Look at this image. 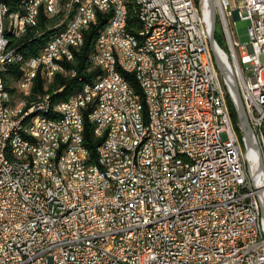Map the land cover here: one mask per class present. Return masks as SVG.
<instances>
[{
	"label": "built area",
	"instance_id": "2783aa9c",
	"mask_svg": "<svg viewBox=\"0 0 264 264\" xmlns=\"http://www.w3.org/2000/svg\"><path fill=\"white\" fill-rule=\"evenodd\" d=\"M25 1L27 26L34 6L43 11L50 5L54 11L60 0ZM169 4H176L177 16L169 15ZM214 4L227 50L216 40L217 47L235 74L264 164V64L259 60L264 0ZM138 5L149 22L141 45L142 38L151 37L169 51L160 71L168 129L153 121L147 58L125 41V31L134 27L125 25L123 0H70L65 17L54 15V24L66 23L65 34L33 55L32 68L18 66L19 82L26 90L29 76L50 77L51 65H58L59 75L76 77L77 70L66 63L80 50L75 40L84 41V30L96 23L98 12L110 13L96 37L97 62L91 63L100 74L61 106L59 120L34 126L37 135L25 132V139L17 140L16 153L45 161L46 170L9 168L0 157V264H264V174L252 180L247 169H255L258 153L245 157L238 121H232L234 97L208 44L207 0H140ZM152 14H159V21H152ZM229 17L248 21V43L233 38ZM6 23L0 12V75L16 47L3 38ZM62 40H71V47L63 48ZM103 66H110V77H103ZM123 72L134 74L136 96H128L119 82ZM11 92L18 107L21 94ZM135 97H143L144 123L135 121ZM9 111L0 109V147L6 130L22 129L26 119L9 120ZM120 112L129 114L134 146H119ZM76 116L87 119L102 138L95 162L83 158L74 140ZM164 130L180 132L182 147L195 150L197 164L178 157L169 164L175 155ZM138 137H146L145 152H137ZM74 163H82V170H74ZM125 163H132V170H125Z\"/></svg>",
	"mask_w": 264,
	"mask_h": 264
},
{
	"label": "bare ground",
	"instance_id": "6f19581e",
	"mask_svg": "<svg viewBox=\"0 0 264 264\" xmlns=\"http://www.w3.org/2000/svg\"><path fill=\"white\" fill-rule=\"evenodd\" d=\"M139 1L140 0H132L137 17L136 21L138 23V27L135 30L136 34L131 31H125V41L130 44L136 52H140L143 57L147 58L145 82L150 89L153 121L156 122V128L168 129V117H163L164 81L162 75H160V71L163 69L164 59H169V51H164L161 42H153L151 37L142 38L141 45V35H149V22L147 16H142V8L138 5ZM123 6L125 11V25L130 27L128 23V5L125 0H123ZM69 7L70 0H60L54 6V11L50 5H43V12L48 17H54V15H56V18H63L66 15V9ZM40 11H42L41 6H34L32 10V20L25 26L28 17L26 1L20 10L17 11H10L6 4L0 3L1 19L8 20V23L3 26L4 40L7 42H15L16 39L22 37L26 33L28 27L37 25L39 13L41 14ZM169 15L177 16L176 4H169ZM152 21H159V14H152ZM49 28L52 31L48 33L46 40L40 45L38 52L53 47L55 41L61 39L66 32V23L54 24L53 27ZM82 44L83 40H75V48H81ZM62 47L70 48L71 40H62ZM98 47L99 39L96 38L95 48L89 56L90 63L97 62ZM10 56L11 58L7 62V67L9 65H14L13 68L16 66L32 68V60L30 59L33 55L25 56L21 51V47H12L10 49ZM222 57L227 67H229L225 57L223 55ZM57 74L59 75L58 65H51L50 77L49 74H42V82H45L42 83L44 91L36 92L34 95L31 94L33 92H31V86L35 78L39 75L29 76V80L26 82V90L25 83L19 82V76H17V78L14 77L16 79H12L14 83L12 86L16 89V94H21L18 97V107H16L15 94L10 91L12 87L9 85L10 88L8 89L6 85L7 82L5 83L6 80L4 81L5 77L0 75V109L11 110L9 111V120H18L26 117L22 122V129H7L1 138L0 157L1 160L7 164V167L15 169L29 168L34 170H46L45 161H37L32 158V156H25V153H16L17 140L25 139V132H30V135H37V128H32L34 126H39L47 120H59L58 111H60L61 106L70 104V101L77 99L85 88L90 87L92 84V81L83 83L80 88L76 89L68 97L59 99L54 97L57 90L53 92L47 91L48 85L52 83ZM60 76L69 78V74H61ZM103 77H110V66H103ZM119 82L127 87L128 96H136V90L132 86V83L123 74H119ZM45 98L48 99L45 106H42ZM134 107L136 108L135 121L137 123H144L145 105H143V97L134 98ZM74 124V140L78 142V147H81L83 158H88V162H91L90 150L84 144L83 140V116L74 117ZM119 129L122 133L119 138V146H134L135 132L133 124L129 119L128 112H120ZM164 137L170 149H173V154L175 155L169 156V164H176V157L186 158L189 164H197V154L195 150H186L182 147L180 132L164 130ZM145 144L146 137H138L137 152H145ZM74 170H82V163H74ZM125 170H132V163H125Z\"/></svg>",
	"mask_w": 264,
	"mask_h": 264
},
{
	"label": "trees",
	"instance_id": "16d2710c",
	"mask_svg": "<svg viewBox=\"0 0 264 264\" xmlns=\"http://www.w3.org/2000/svg\"><path fill=\"white\" fill-rule=\"evenodd\" d=\"M125 1L127 2L128 5V23L130 27H134V32H135L136 28L138 27V23L136 21L137 17L134 11L133 3L132 0H125ZM0 3L6 4V6L9 8L10 11H17L20 10L22 5L25 3V0H0ZM40 12L41 14L39 13L38 23L37 25H35L36 28L35 26L28 27L26 33L22 37L16 39L15 42L13 43V46L21 47V51L25 56L37 54L40 45L44 43L48 33L52 31L49 27L52 26L56 21V18L48 17L47 15L44 14L43 11ZM109 15L110 13L98 12L96 23L91 24L87 29L84 30V41L80 50L74 53L73 61L66 63L67 67L75 68L77 70L78 75L72 78H65L57 74L54 77L55 79L52 81V83L48 85L47 88V91L50 92L57 90L56 94H54V97L59 99L66 98L76 89L80 88L83 83L91 82L100 74L99 68L92 67L89 56L95 48V42L98 32L105 23V21L107 20ZM13 67L14 65L12 66L9 65L3 75V77H5L4 81L6 80L5 83L7 82L6 85L8 86V89L12 87L10 91H14V87L12 86L14 84L13 80H15L17 76L20 75V71L18 67L17 66L15 68ZM123 75L128 80H130L134 89L137 92H140L139 87L135 81L134 74L123 72ZM38 77L39 76L35 78V81L31 86V92L33 91L31 93L32 95H34L36 92L44 91L42 80L40 79V77L39 78ZM230 111H231L232 121L236 122L237 120L236 114L231 104H230ZM83 140H84V144L90 150V159H91L90 161L91 162L96 161L95 150L98 144L102 141V138H99L94 135L93 126L87 119H85L84 121Z\"/></svg>",
	"mask_w": 264,
	"mask_h": 264
},
{
	"label": "water",
	"instance_id": "95a60500",
	"mask_svg": "<svg viewBox=\"0 0 264 264\" xmlns=\"http://www.w3.org/2000/svg\"><path fill=\"white\" fill-rule=\"evenodd\" d=\"M207 5H208L207 39H208L209 48L216 68L218 69L219 73L228 84L230 91L234 97V102L232 106L238 121V129L243 144L245 157L247 159L250 158L252 154V150L257 151L258 153V164L255 166V169L252 170L249 166L247 168L250 174V178L254 180L255 177L260 172H263L264 174V164H263L262 155L260 153L258 144L256 143V141L252 136L251 126L240 95L235 74L233 70L230 67H227V65L225 64L224 59L217 47V42L215 39L216 12H215L214 0H207ZM260 212H261V217L264 221V196L260 201Z\"/></svg>",
	"mask_w": 264,
	"mask_h": 264
},
{
	"label": "rangeland",
	"instance_id": "374dc122",
	"mask_svg": "<svg viewBox=\"0 0 264 264\" xmlns=\"http://www.w3.org/2000/svg\"><path fill=\"white\" fill-rule=\"evenodd\" d=\"M228 21L233 31V38L240 44L248 43L249 41V38L247 35L248 21L243 20V19H233L232 17H229ZM215 39L217 40V42L219 43L221 47L227 50V45H226L224 34L222 32V29L220 28V25L217 22H216V28H215ZM259 60L262 64H264V54L263 53L259 54Z\"/></svg>",
	"mask_w": 264,
	"mask_h": 264
}]
</instances>
